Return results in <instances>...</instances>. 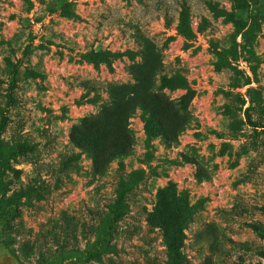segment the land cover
<instances>
[{
  "label": "rangeland",
  "instance_id": "rangeland-1",
  "mask_svg": "<svg viewBox=\"0 0 264 264\" xmlns=\"http://www.w3.org/2000/svg\"><path fill=\"white\" fill-rule=\"evenodd\" d=\"M4 118L22 262L264 264V0H0Z\"/></svg>",
  "mask_w": 264,
  "mask_h": 264
},
{
  "label": "trees",
  "instance_id": "trees-1",
  "mask_svg": "<svg viewBox=\"0 0 264 264\" xmlns=\"http://www.w3.org/2000/svg\"><path fill=\"white\" fill-rule=\"evenodd\" d=\"M119 87H123V85H115V84H112L110 85V88H111V91L114 93V95L116 97H118L120 95V92L118 90ZM12 88V86L10 87V89ZM10 97H11V92L9 93ZM111 106V105H110ZM112 110L111 108L108 106H104L103 110H102V113L100 114H111ZM5 119L4 118V121L2 123V125L0 126V132L5 124ZM257 125V124H255ZM125 194V190L121 193L119 199H118V202L121 201V199L123 198ZM73 221V216H67L66 217V224L68 225V227L66 229L69 228V224ZM25 245V244H23ZM24 250H32V248L30 246H25L24 247ZM0 252L3 253V257H2V263L3 264H53V262H51L50 260H47L45 257L44 258H38L36 261L37 262H28V261H24L22 262L19 258V255L14 251L12 250L10 247H9V243L8 242H5V239L1 240V244H0ZM68 264V263H67ZM117 264V263H116ZM119 264H124V263H119Z\"/></svg>",
  "mask_w": 264,
  "mask_h": 264
}]
</instances>
